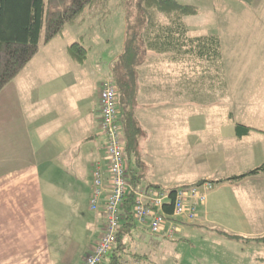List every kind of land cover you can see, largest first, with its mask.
I'll return each mask as SVG.
<instances>
[{
  "label": "crops",
  "instance_id": "obj_1",
  "mask_svg": "<svg viewBox=\"0 0 264 264\" xmlns=\"http://www.w3.org/2000/svg\"><path fill=\"white\" fill-rule=\"evenodd\" d=\"M217 1L227 14L212 31L190 28L183 18L189 39L218 40L215 63H176L146 51L137 68L134 150L124 149L135 188L200 183L213 188L197 208V219L180 220L173 239L152 235L135 221L123 228L122 243L114 245L123 264H164L162 246L175 249L184 264H264V241L258 240L264 236V116L258 120L256 112L239 113V93L227 87L247 78L240 72H249L251 64L264 66V0ZM233 5L237 14L248 15L224 19ZM237 19L255 26L229 29ZM63 36L40 43L0 91V264H81L102 232L101 212L89 209L93 166L106 163L98 92L94 86L87 89L81 77L87 54L77 63L68 53L77 42L72 37L80 40L79 35ZM124 40L116 58L106 64L101 59L103 80L113 79ZM229 63L236 78L228 76ZM156 69L160 78L154 77ZM230 93L236 94L231 109L226 107ZM237 125L249 133L238 137ZM122 132L124 139L123 127ZM255 169L257 174L238 181H221ZM217 230L240 239L222 237ZM197 235L202 239L195 243ZM179 262L174 258L172 264Z\"/></svg>",
  "mask_w": 264,
  "mask_h": 264
},
{
  "label": "trees",
  "instance_id": "obj_2",
  "mask_svg": "<svg viewBox=\"0 0 264 264\" xmlns=\"http://www.w3.org/2000/svg\"><path fill=\"white\" fill-rule=\"evenodd\" d=\"M109 0H0V91L8 85L38 52L40 43H48L62 34L66 27L80 26L85 13L100 8L104 12ZM144 17V26L139 20H127L123 51L113 63V81L117 87L118 105L122 110L120 122L125 133V150H134L137 134L135 119L137 68L145 62L146 51L165 54L176 63H215L219 57L218 40L215 37L189 39L183 18L199 13L195 6L181 5L175 0H139ZM70 57L77 63L86 58V50L73 43L68 47ZM249 128L236 126L237 136L249 133ZM259 169L239 176L221 180L234 182L246 176L257 174ZM133 183V180H130ZM154 189H159L153 186ZM172 191L175 188L171 189ZM172 198V196L170 197ZM132 195H127L122 208V225L119 226L115 246L122 243L123 228L134 226L132 216ZM172 201L163 206L166 215L172 214ZM216 233L228 239L238 236L217 230ZM264 241V236L258 238ZM114 247L110 256L101 264H123L125 258L116 253Z\"/></svg>",
  "mask_w": 264,
  "mask_h": 264
},
{
  "label": "built area",
  "instance_id": "obj_3",
  "mask_svg": "<svg viewBox=\"0 0 264 264\" xmlns=\"http://www.w3.org/2000/svg\"><path fill=\"white\" fill-rule=\"evenodd\" d=\"M98 106L99 130L105 138L106 163L104 167L97 163L93 166L89 209L101 212L103 226L99 239L81 264H101L110 256L122 222L121 213L127 195H132V216L137 224L145 226L152 235L164 234L167 239H173L180 220L191 223L197 219V208L204 205L208 192L213 188L211 183L178 187L173 191L133 187L124 157L118 92L113 79L107 78L101 83ZM169 201L173 204L172 218H168L163 211V206Z\"/></svg>",
  "mask_w": 264,
  "mask_h": 264
},
{
  "label": "rangeland",
  "instance_id": "obj_4",
  "mask_svg": "<svg viewBox=\"0 0 264 264\" xmlns=\"http://www.w3.org/2000/svg\"><path fill=\"white\" fill-rule=\"evenodd\" d=\"M177 1H179L181 4H190L200 8V13H198V15L184 18L187 26L194 29L197 28L198 31H212L214 25H216L215 21H217L219 17L225 13L223 10V8L225 9L224 5L220 7V3L217 0ZM106 5L107 8L104 12H101V9L97 7L85 13V21L78 28L66 27V29H64L65 31L62 32L64 33L63 38L66 39L74 33L76 35H79L78 37L80 38V40H77L75 36L72 37V39H75L74 41H77L76 43H80L87 52V60H85V65L84 67H80L81 69H79L82 70L81 77H85L86 88L88 89L89 86H94L96 93L98 92L97 90H99L102 80L105 77L103 66H101V68L99 66L101 59V63L106 64L108 61H110V59L116 58L121 51L122 43L124 40V30L126 28V15L127 17H132L133 21L139 20L138 25L140 26V28L144 26V17L143 13L141 12L142 10L139 0H109ZM235 15L248 14L244 12H240L237 14L236 6L233 5L229 10L228 15H225L224 19L227 16L233 17ZM130 17L127 18L128 22ZM248 20L249 21L247 22L251 21V19ZM233 23H235L232 24L233 27L229 28L233 31H250L251 29H253V26H255L254 21L253 24H243L242 20L239 22L237 19ZM73 40L70 39V41ZM228 66L229 78H231L230 76L236 78V72L232 71L231 64L229 63ZM253 66L254 64H251V69L249 72H240L245 76H248L247 78L245 77L244 80L240 78V80L233 82L234 85H237H230L227 87L231 92L237 91L239 93V113L248 114L249 112H256V114L260 116L258 118V120H260L264 116V66L261 65V70L260 65H256L254 68H252ZM96 69H101V73H99V70L98 72H95ZM105 70H107V67L105 68ZM153 74L154 77L160 78V70H154ZM225 82L227 84V81ZM228 83H231L229 79ZM235 95L236 94L230 93V98L228 100V103L226 104L227 108L231 109V104L233 101H230L232 99L234 100ZM216 100H219V98H216ZM199 102L200 101H198V103ZM102 139H104L103 136ZM161 139L160 142L162 143ZM102 144L104 145V142H102ZM169 173H171V171ZM157 176L160 177V175ZM194 239L195 243H197L202 239V236L200 237L199 235H197ZM159 256L163 259L164 264H172L174 258L177 259L178 262L180 261V258H176L177 254H175V249L173 251L170 247L166 246H162L160 248ZM179 264L184 263L179 262ZM197 264H203V261L198 262Z\"/></svg>",
  "mask_w": 264,
  "mask_h": 264
},
{
  "label": "bare ground",
  "instance_id": "obj_5",
  "mask_svg": "<svg viewBox=\"0 0 264 264\" xmlns=\"http://www.w3.org/2000/svg\"><path fill=\"white\" fill-rule=\"evenodd\" d=\"M131 184V183H130ZM172 214H173V209H172ZM172 214L171 215H166L168 218H172ZM135 221V220H134Z\"/></svg>",
  "mask_w": 264,
  "mask_h": 264
}]
</instances>
